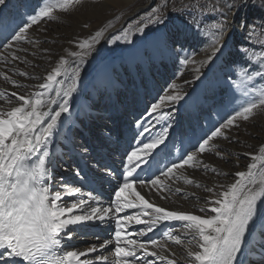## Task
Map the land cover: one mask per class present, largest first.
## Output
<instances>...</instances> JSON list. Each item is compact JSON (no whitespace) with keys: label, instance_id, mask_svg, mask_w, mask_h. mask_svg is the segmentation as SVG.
<instances>
[{"label":"bare ground","instance_id":"6f19581e","mask_svg":"<svg viewBox=\"0 0 264 264\" xmlns=\"http://www.w3.org/2000/svg\"><path fill=\"white\" fill-rule=\"evenodd\" d=\"M155 1L79 0L67 11L55 9L51 19L46 18L30 28L28 40L19 42L12 49L4 47L6 41L0 34V108L4 110L22 103L11 95L13 92L27 95L39 91L38 85L45 82L46 76L59 65L61 59H68L71 67L79 65L81 69L76 92L69 100L70 111L62 114L48 146L47 183L51 191L63 192L66 185L82 189L79 194L63 197L66 206L81 199L87 200L91 193L96 197L95 203L89 200L92 206L114 208V190L107 189L108 197L102 198L91 191L87 179L90 176L97 184L103 180L115 181V178L106 175L110 170L107 160L122 167L126 154L166 130L171 155L162 153L160 156L165 169L173 161L179 163L185 152L192 151L193 145L236 111L242 110L244 104L246 106L253 100L264 98V63L258 66L260 69L254 70L247 57L240 56L239 60V54H244L245 50L238 46L240 40L235 38L242 27L255 24V20L264 27V4L260 3L264 0H220V3H228L225 10L229 11L221 35L215 34L203 23L210 17H186L176 24H168L167 21L154 24L145 34L123 44L121 51L111 50L100 56V45L107 42L109 34L124 25L129 15L139 13L145 7L142 4L149 6ZM45 2L58 4L61 0ZM38 3L39 0H6V6L0 5V11L10 17H26ZM129 5H135V8L115 23L112 18L116 17L119 9ZM101 29H104L103 36L89 55L84 56L83 63L69 55L82 51L78 45L91 40ZM167 30L170 31L165 34ZM217 38L223 46L209 61ZM241 44L246 45L245 42ZM253 49V45L247 46L248 52ZM13 54L20 59L12 60ZM20 72L27 75H18ZM165 72L168 74H163ZM4 75L11 79L5 80ZM246 77L250 87H256V98L243 104L238 90L242 91L245 84L242 79ZM58 79L62 80L66 90L71 85V72ZM12 81L22 87L14 86ZM235 90L236 103H231L229 97ZM175 94L183 99L175 103L165 101L156 113L150 115V106L159 103V97ZM52 109L56 110L57 106L53 105ZM162 120L165 122L160 123ZM141 125H151V132L141 136ZM225 134L227 139L215 138L210 142L209 151L198 155L200 163L174 170L169 179L161 176L159 188L149 186L141 189L137 185L136 190L159 207L209 215L199 212V208L208 207L206 202L209 198H214V193L206 189L220 191L221 185L233 183L237 179L235 173L246 171L251 156L257 155L259 148L264 146V108L254 110L248 120L237 119ZM62 166L66 167V173L60 172ZM77 171L80 179L76 177ZM188 180L192 183L189 184ZM177 188L179 192L175 191ZM110 191H113L111 195ZM125 195L133 198L128 193ZM138 211L126 209L119 215H135ZM261 224L262 228L259 227ZM183 225L184 222L180 221L161 222L153 232L142 235L140 230L144 225L133 221L125 231L134 234L129 238L141 242L155 238L163 246L157 250L159 256L165 259L150 256L145 259L141 251L137 253L141 258L140 264H147L149 260L152 264H168L169 260H175L176 264H189L186 249L196 250L198 238L192 239ZM76 227L73 238L65 242V249L80 251L95 245L97 251L89 253L87 258L92 259L94 264H101L95 261V257L107 255L109 261L105 264H111L114 259L115 220L112 221L110 236L106 231L109 226L99 220ZM90 231L94 233L90 234ZM168 231L180 235L182 243L177 245L167 240L164 234ZM87 235L92 236L87 240L82 238ZM249 238L254 241L250 246L242 247L238 255L239 264H249L250 260L264 264V242L253 245L256 241H264V220L260 217L250 226L246 240ZM109 240L113 243L100 247ZM129 261L132 264L131 258Z\"/></svg>","mask_w":264,"mask_h":264},{"label":"snow or ice","instance_id":"6c2138e0","mask_svg":"<svg viewBox=\"0 0 264 264\" xmlns=\"http://www.w3.org/2000/svg\"><path fill=\"white\" fill-rule=\"evenodd\" d=\"M75 3H79V0H61L58 4L39 0L37 7L26 17H10L6 12L0 11V34L4 35L6 41L4 47L12 49L19 42L28 40L30 28L46 18L51 19L55 9L67 11ZM0 5L6 6V0H0ZM154 22H160L159 15ZM137 31L142 32L143 29ZM218 31L222 34L223 30ZM103 34L104 29L97 31L91 40L78 45L82 51H74L69 55L79 58L83 63L84 56L93 49ZM124 39L131 42L127 32L124 33ZM222 46L217 38L212 55L208 57L209 61L221 51ZM244 55H248V50H245ZM18 59L20 58L13 54L12 60ZM69 71L71 85L64 90L63 82L58 78L67 76ZM80 71L79 65L71 67L68 59H61L59 65L46 76L45 82L38 85L39 91L27 95L13 92L11 95L22 103L9 110L0 108V264H94L87 257L89 253L97 251L95 245L77 251L66 250L64 244L73 238L76 226H84L94 220L104 221L106 217L115 219L116 224L114 259L111 264H130L129 258L132 264H140L141 258L137 253L141 251L145 259L149 256L165 259L159 256L157 249L163 246L157 239L141 242L129 238L134 234L125 230L133 221L137 225H144L140 230L142 235L153 232L161 222H184L183 226L191 233L192 239L198 238L196 250L186 249L189 264H239L238 255L246 244L250 226L258 217L264 220V146L259 148L257 155L251 156L246 171L235 173L237 179L233 183L221 185L220 191L206 189L214 193V198H209L206 202L208 207L199 208L201 213H210L206 216L159 207L145 199L136 190V186L139 185L141 189L149 186L159 188L161 176L169 179L174 170L200 163L198 155L209 151L210 142L215 138L227 139L226 130L237 119L248 120L254 110L264 108V98L250 102L242 110L236 111L226 122L193 145L192 151L185 152L179 163L173 161L165 169H161L159 165L162 153L171 155L166 142V130L152 136L148 142L137 145L126 154L118 178L110 170L106 173L118 181L114 189V208L92 206L89 200L95 203L96 197L91 193L87 200L81 199L66 206L63 197L79 194L82 189L66 185L63 192L51 191L47 183L48 146L62 114L70 111L69 100L76 92ZM17 74L27 75L24 72ZM4 79L11 78L4 75ZM12 83L16 87H22L15 81ZM181 99L183 97L179 94L159 97V103L151 104L150 115L156 113L165 101L175 103ZM53 105L57 106L56 110L52 109ZM141 129L139 134L143 136L144 133L151 132V125H141ZM153 168L159 174L153 173ZM212 171L216 170L213 168ZM146 172L150 173L147 181L141 175ZM76 177L80 179L79 171L76 172ZM187 182L192 183L191 180ZM175 191L179 192L180 189ZM125 193L133 198L129 199ZM161 198L165 197L161 195ZM126 209L139 211L135 215L126 214L121 217L119 214ZM164 235L177 245L182 243L180 235H174L172 231ZM111 243L112 240L105 241L100 247ZM82 257L85 258L81 259ZM95 261L105 264L109 257L98 255ZM147 264H152V261H147ZM168 264L176 262L169 260Z\"/></svg>","mask_w":264,"mask_h":264},{"label":"rangeland","instance_id":"374dc122","mask_svg":"<svg viewBox=\"0 0 264 264\" xmlns=\"http://www.w3.org/2000/svg\"><path fill=\"white\" fill-rule=\"evenodd\" d=\"M260 3L264 4V2L263 3L260 2ZM227 4H228L227 2L220 3V0H156L154 3L150 4L149 6L142 4L143 6H145L143 7L144 9L142 8L139 13L134 12L132 14L133 16L129 15L124 25H122L119 28H116L114 30V33L109 34V37L106 40L107 42L100 45L98 52L101 56V55H104L105 52H109L111 50L121 51L123 48V44L126 43V40L124 39L125 32L128 33L129 40L136 39L141 34H145L148 30H150L151 27L154 26V24L162 23L165 21H167L168 24H172V23L176 24V22H183V20L186 17H193V18L197 17L198 19L210 17V19L204 20L205 22L203 23L207 24L210 27V29L215 32V34L221 35V32L218 31V29H222V30L225 29L224 22L227 19L226 15L229 14L228 13L229 11L225 10V8H227L226 6ZM134 6L135 5H129V6L119 9L118 14L116 15V17H114V19L112 18V20H115V23L119 22L121 20L120 18H122L124 14L129 13L131 10L135 8ZM157 15H159L160 17V22H154L156 20ZM255 21H256L255 24L253 22L247 28L242 27L238 31V33L235 35V38L237 37L236 39L240 40V44L238 46L240 48L242 47L243 50H247V46L253 45L254 49L252 50V52H248L247 56H244V54H239L238 59L240 56L247 57L249 61L252 62V68L254 70H257V69H260L258 66L264 63V27H262L261 24L258 25L259 23L258 20H255ZM140 28L143 29L142 32L137 31V29H140ZM169 31L170 30H167L165 34L168 33ZM241 42H245L246 45H242ZM222 54L225 55L224 52ZM87 55H89V53ZM246 65L247 64H245V66ZM249 71L251 72V70ZM163 74H168V73L165 72ZM242 82L245 83L244 84L245 86L244 85L242 86V91L241 89L238 90V96L242 98V102L244 101L243 102L244 104L246 103L245 101H251L254 99V97L256 98V95H255L256 87L254 86L253 87L254 89L250 87L248 77L243 78ZM263 83H262V86H264ZM250 91L251 93H249ZM252 95L254 96L252 97ZM231 96L229 97V102L232 101L231 103H236V97H237L236 90L232 93ZM244 106L245 104L243 105V107ZM237 107H239V105ZM184 109L185 108H183V110ZM162 122L164 123L165 120L160 121V123ZM74 136H77V134H74ZM66 171H67L66 167L62 166L60 172L66 173ZM64 180H67V179H64ZM112 193L113 191H110V195ZM113 220L115 219L105 218L104 221H100V222H105L109 226L108 230L104 229V231L105 230L108 231V236H110V234L112 233L111 229L113 228L112 227ZM259 227L262 228L263 224H261ZM89 233L93 234L94 232L90 231ZM89 236H92V235H87L82 238L87 240ZM260 239L263 240V238H260ZM249 241L251 242L249 243ZM253 241L254 240H251L250 238L247 239L245 246H250L253 243ZM258 242H264V241H256L253 245L255 246V244H258ZM249 264H261V263H256L250 260Z\"/></svg>","mask_w":264,"mask_h":264}]
</instances>
